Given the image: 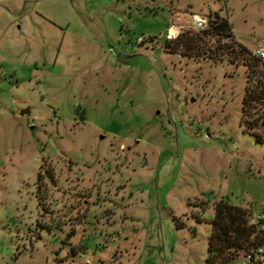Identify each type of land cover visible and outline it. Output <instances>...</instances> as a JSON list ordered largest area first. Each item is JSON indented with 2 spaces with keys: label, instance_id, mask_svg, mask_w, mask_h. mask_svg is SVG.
<instances>
[{
  "label": "rangeland",
  "instance_id": "obj_1",
  "mask_svg": "<svg viewBox=\"0 0 264 264\" xmlns=\"http://www.w3.org/2000/svg\"><path fill=\"white\" fill-rule=\"evenodd\" d=\"M193 15L232 29L172 53ZM263 41L264 0H0V264H206L215 202L264 213Z\"/></svg>",
  "mask_w": 264,
  "mask_h": 264
},
{
  "label": "trees",
  "instance_id": "obj_2",
  "mask_svg": "<svg viewBox=\"0 0 264 264\" xmlns=\"http://www.w3.org/2000/svg\"><path fill=\"white\" fill-rule=\"evenodd\" d=\"M230 29L232 28L226 21L216 18L214 21L208 22V28L205 31L183 30L172 41V53L182 52V55L186 57L192 54L199 56L201 55L203 37L220 38L222 34L228 36L227 31H230ZM222 37L225 38L223 35ZM233 53L227 44L219 45L213 54V60H218L219 56L221 60L225 58L229 59ZM249 57L254 61L256 66L261 65L264 67V64L251 57V52ZM255 90L256 88L250 90V92H246L243 101L244 107L242 108L244 115L250 119L251 117L253 118L251 121L249 119L246 122V129L249 131L247 133L254 136L255 141L259 144L264 142V104L262 102L263 97L256 95ZM257 107L259 109L256 110ZM253 129L260 130V135L254 134L251 131ZM214 210V216L209 221L211 230L208 236L206 264H233V261L240 254L255 250L264 245V238L261 236L263 233L258 232L255 227L248 224L249 212L246 209L220 201L218 203L215 202ZM196 221L200 223L199 219H196Z\"/></svg>",
  "mask_w": 264,
  "mask_h": 264
},
{
  "label": "built area",
  "instance_id": "obj_3",
  "mask_svg": "<svg viewBox=\"0 0 264 264\" xmlns=\"http://www.w3.org/2000/svg\"><path fill=\"white\" fill-rule=\"evenodd\" d=\"M208 19L205 17H201L198 15H193L191 18L190 30L195 32H200L202 30H207L208 28ZM171 30L168 32L171 35ZM169 38H172L177 35H172ZM251 57L260 61V63L264 64V41L258 43L255 48L251 51ZM248 224L252 227H255L258 232L264 234V213L258 214L256 216L250 215L248 217ZM239 264H264V247L261 246L256 248L255 250H250L248 252L243 253V256L239 262Z\"/></svg>",
  "mask_w": 264,
  "mask_h": 264
},
{
  "label": "water",
  "instance_id": "obj_4",
  "mask_svg": "<svg viewBox=\"0 0 264 264\" xmlns=\"http://www.w3.org/2000/svg\"><path fill=\"white\" fill-rule=\"evenodd\" d=\"M194 100H192V102H193ZM28 115L29 114V111L28 110H26V109H24V110H22L21 112H20V116H24V115Z\"/></svg>",
  "mask_w": 264,
  "mask_h": 264
},
{
  "label": "bare ground",
  "instance_id": "obj_5",
  "mask_svg": "<svg viewBox=\"0 0 264 264\" xmlns=\"http://www.w3.org/2000/svg\"><path fill=\"white\" fill-rule=\"evenodd\" d=\"M177 33H176V30L175 29H172V31H171V35L170 36H172V35H176Z\"/></svg>",
  "mask_w": 264,
  "mask_h": 264
}]
</instances>
